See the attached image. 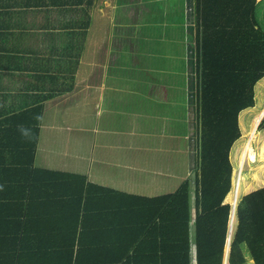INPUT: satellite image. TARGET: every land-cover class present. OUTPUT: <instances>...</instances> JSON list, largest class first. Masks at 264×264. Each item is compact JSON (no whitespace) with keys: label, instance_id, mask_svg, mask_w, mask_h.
<instances>
[{"label":"trees","instance_id":"obj_1","mask_svg":"<svg viewBox=\"0 0 264 264\" xmlns=\"http://www.w3.org/2000/svg\"><path fill=\"white\" fill-rule=\"evenodd\" d=\"M263 5L194 0L193 201L187 179L145 197L35 166L40 105L21 112L29 118L0 123V264H192L193 245L195 264H223L230 150L241 137L239 115L254 106L264 77ZM234 217L227 264H264V186L240 198Z\"/></svg>","mask_w":264,"mask_h":264},{"label":"crops","instance_id":"obj_2","mask_svg":"<svg viewBox=\"0 0 264 264\" xmlns=\"http://www.w3.org/2000/svg\"><path fill=\"white\" fill-rule=\"evenodd\" d=\"M193 6L194 0H0L1 125L7 126L8 121H14L16 118H29L30 115L22 116L21 112L37 105L42 107L34 164L43 129L45 128L44 146H47L49 138L54 136L53 132L65 135L59 130L61 128L56 127L59 115L68 117L70 114L66 111L75 110V113L71 114L72 121L86 116L91 118L90 113H86L90 105H93L95 119L98 121L104 119L103 127L97 122L92 128L94 134L112 135L115 138L118 134L122 135L125 131L117 130L115 124L113 125L115 119L112 114L118 112L117 115L121 113L130 120L131 129L126 128L128 129L126 135L128 133L139 137L135 142L130 143L131 147L135 146L143 151H169V149L173 151L175 145L170 144L167 149H161L152 140L154 136L164 138L163 141L175 140L176 132L173 130V124L178 123L175 111L176 98H179L178 104H184V110L188 111L187 123L191 131L196 116V97L169 96L173 85L165 86L163 83L171 79L165 82L162 80L167 90L163 96L147 94L135 96L132 93L127 95L125 87L129 83V76L123 75V72L131 73L137 69L136 67L130 69L128 65H124L120 57L121 54H127L130 49L132 56H135L134 53L139 50L137 43L140 40L153 39L143 37L144 22L149 21L151 25L149 27L156 39L179 40L181 42L179 47H183L177 54L166 51L165 54L159 55L185 57V68L189 71L193 53L195 56ZM144 61L150 63L152 60L144 59ZM143 66L144 64H140L142 72L145 70ZM156 70L160 71L151 68L148 72ZM162 71L172 74L176 71L174 63L167 65V70ZM161 103L168 105L166 111L159 113L158 104ZM131 104H135V107L131 113H127V107ZM141 106L144 108L139 109ZM146 110L150 118L153 117V121L154 118L160 121L154 124L153 132H151L153 126H149L153 121L141 119L140 123L137 122L141 117L140 112L144 111L145 114ZM45 117L48 118V122L44 125ZM78 128L82 130L81 127ZM69 138V136L65 137L61 143H70ZM123 141L124 139L121 140L119 137L113 142L114 144L109 145L120 149ZM46 150H43V168L52 169L53 158ZM193 150L196 152L195 147L193 149L190 144L188 149L190 161L186 170L180 167L178 171L176 168L181 163H177L174 159L171 162L164 161L158 164L157 159L151 157L153 162L141 167L116 163L117 167L121 168L120 178L119 180L109 178L107 182L109 185L94 182L88 174H82L89 182L98 185L153 197L171 193L168 191L160 193L166 188V183L170 182L169 186L172 185L175 189L186 180L188 173L196 167V153ZM58 151L60 152L59 149ZM55 164L60 167L59 163L55 162ZM63 166L66 168L61 171L77 174H81L76 171L83 168L79 163H68ZM122 167L129 169L130 175L142 177L138 182H134L137 191L128 189V182L125 179L127 171H122ZM154 175L163 176L164 179L156 182ZM115 185H119V188ZM191 200L193 201L192 196ZM191 258L192 264H195L194 245L191 248Z\"/></svg>","mask_w":264,"mask_h":264},{"label":"rangeland","instance_id":"obj_3","mask_svg":"<svg viewBox=\"0 0 264 264\" xmlns=\"http://www.w3.org/2000/svg\"><path fill=\"white\" fill-rule=\"evenodd\" d=\"M164 18L165 17L163 16V19ZM257 18L260 25H263L264 5L257 13ZM164 22H166V20ZM143 26H144L143 37L144 38L151 37L153 39L140 40L137 43L139 50L137 53H134L135 56H132V51L130 49L127 51V54H121L120 57L121 58L120 61L124 65H128L130 69L133 67H136L135 69H137V71L135 70L136 72L135 71L131 73L123 72V75L128 74L129 76V83L127 87H125V90H127L126 94L131 95L132 93L135 96L147 94V95L159 97V96H163L164 93L167 91L163 86V84L165 86L172 84L173 87L172 90H170L169 96L171 97L191 96L193 98L196 97L195 96L196 73H195L194 53L191 57L192 58L191 68L189 69V71H187L185 68V63H186V61L184 60L185 57H181L179 55H175V56L159 55V54H165L166 51L177 54V52L182 51L183 47L182 48L181 46L179 47V43L181 42L179 40L168 41L163 39H156L153 36L151 27H149L151 26L149 25V21H145ZM168 43L170 44L167 45ZM192 51H194V48ZM144 59H150L152 61L150 63H147L146 61H144ZM138 62H141L140 63L141 65L144 64L143 66L145 67L144 72L140 70L141 67ZM173 63L176 68V71H174L172 74L170 72L167 73V71H162V70H167V65H171ZM130 65H135V66H130ZM151 68L154 69L157 68L160 71L156 70V71L148 72L149 69ZM132 74L133 77H131ZM167 79L168 80L171 79L169 81L170 83L166 82L162 84V80H164L165 82ZM156 80H158V82ZM159 81L161 82L162 85L160 84ZM156 82L159 84L157 85ZM254 93H255L254 106L243 110L239 115V128L241 130V137L234 142L233 146L231 147L230 155H229L230 162L233 167V178H232L233 185L227 197V201H229L230 203H233V201H235V204L239 202L240 198L244 194L248 193L251 190L261 188L264 186V127L258 128L260 122L264 117V114L261 120L259 121L256 129L254 130L253 138L251 135V128L253 123L252 120H254L253 117L257 113H259L264 106V77L255 85ZM175 101H176L175 111L177 112L176 118L178 122L176 124H173L174 125L173 130L174 132H176L175 140L172 139L168 141H163L164 138H159L158 136H154L152 140V142L157 143V145H159V148L161 149H167L170 146V144L175 145L173 151L170 149L169 151H164V150L143 151L140 148H136L135 146L131 147L130 143L135 142V139H139V137L128 133L126 135L125 133L126 130L128 132V129L129 130L131 129V127L129 126L130 120L127 116L125 117V115L121 113L120 115H117L118 112H113L114 114H112L113 119H115V123L113 122V125L115 124L116 126L115 128H117V130H121L125 132H123L122 135L120 134L116 135V138L120 137V139L121 140L124 139V141L121 143L122 147H120V149L117 148L115 149L114 146L109 145V144H114L113 142L116 140L115 137L106 134H94L92 128L97 124V122L99 123L100 127H103L104 119L102 118L100 119V121L96 120L94 117L95 112L93 111V105H90V108L86 106V108L88 107V110L86 109V113H90L89 116H91V118H88L86 116L85 118H80L78 120L72 121L71 114L72 112L75 113V110L66 111L68 114H70L68 115V117L66 115L63 117L59 115V119L56 123V127L61 128L59 130L64 132L65 135H62V133L55 134L53 132L54 136L52 138H49V141H47V146H44V144L46 143L43 140L45 128L43 129V132L40 135L35 166L43 167V150L47 149L46 150L47 153H50L53 158V162L51 163L52 166L54 167L52 169L64 170L66 168L63 166L64 164L79 163V165L83 166V168L77 170L76 172L81 174L82 173L88 174L92 181L103 182L106 185H109L107 184L109 178L116 180H119L120 178L121 168L117 167L116 163H118L119 165L131 164L133 166L141 167L144 164L152 163L153 159H151V157L156 158L157 159L156 163L158 164L164 161L171 162L174 159V161H176L177 163H181L180 165H178V168H176L178 171H180L179 170L180 167L181 168L184 167L183 170H186V167L189 166V161H190L189 152H188V149L190 148V144L193 147V149L195 147L196 150L195 120L193 119V122L191 121L193 126H192V130L190 131V127L188 126L187 123L188 111L184 110V104H178L179 98L178 99L176 98ZM80 105L79 107H81ZM158 105L160 109L159 113H162L163 111L167 110L166 107L168 104L161 103ZM133 107H135V104H131L130 106H128L127 113H131ZM140 108L143 109L144 107L141 106L139 107V109ZM147 112L148 110L145 111V114L144 111L140 112L141 117L137 119L138 123H140L141 119H143V121L145 120H148L150 122L153 121V117L150 118ZM76 113L79 114L77 111ZM143 115L144 117L142 118ZM47 122H48V118L46 117L43 118L44 125L47 124ZM158 122H160L159 119L157 120V118H154L152 125L151 124L149 125V126H153L151 132L154 131V124H157ZM66 127H68V129H65ZM78 127H81L82 130H79ZM155 132L157 133L156 129ZM61 136L63 137L61 138ZM67 136L70 137L69 138L70 143L67 142L61 143V141L64 140V138ZM250 138H252L251 141L249 140ZM248 141L250 142L251 147L255 151V159L254 161H249V160L243 161V163H241L240 166L239 165L240 156L246 144L245 142ZM127 146H129V148ZM151 148L154 147L151 146ZM58 149L60 150V152L58 151ZM64 149H66V151ZM194 153L196 152L194 151ZM76 157H78L79 159H76ZM55 162L59 163L60 167H57ZM194 170L195 168L194 169L192 168L191 172L188 173V175L186 176V179H189L191 181L192 197H193L192 182L194 180ZM122 171L124 172L127 171V175L125 179L128 182L127 184L128 189L137 191L138 189L135 187L134 182H138L142 177L138 178L137 176L130 175L129 173L130 170L126 168H123ZM175 174L177 173L175 172ZM154 178H156L155 179L156 182L157 181L160 182L161 180L164 179L163 176H158V175H154ZM171 179L172 178H170V180ZM176 181L178 180L176 179ZM169 184L170 182L166 183L165 186L166 188H163L162 191H160V193H165L166 191L168 192L175 191L176 188L174 189L172 185H170L172 186L170 188ZM115 187L119 188V185H115ZM235 222L236 221L234 217L230 225L231 227L230 229L232 230V232L235 228Z\"/></svg>","mask_w":264,"mask_h":264},{"label":"bare ground","instance_id":"obj_4","mask_svg":"<svg viewBox=\"0 0 264 264\" xmlns=\"http://www.w3.org/2000/svg\"><path fill=\"white\" fill-rule=\"evenodd\" d=\"M264 114V106L263 108L261 109V111L254 117V120H253V123H252V128H251V135H252V138L254 136V129H255V126L258 125L259 121L261 120L262 116ZM252 138H250L249 140L251 141ZM245 146H244V149H243V152L240 156V161H239V165L241 166V163H243V161H246V160H249V161H252L254 160V151L250 145V142H245ZM239 168V167H238ZM238 188V187H237ZM238 190V189H236ZM238 192V191H237ZM234 216L232 217V220H233ZM231 220V221H232ZM231 228V227H230ZM231 233H232V230H231Z\"/></svg>","mask_w":264,"mask_h":264},{"label":"water","instance_id":"obj_5","mask_svg":"<svg viewBox=\"0 0 264 264\" xmlns=\"http://www.w3.org/2000/svg\"><path fill=\"white\" fill-rule=\"evenodd\" d=\"M256 127L257 126H255V129H256ZM231 205H232V208H231V216H230V221H229V225H228V241H227V245H226V253H225V258H224L223 264H227V254H228V251H229V241H230V237H231L230 225H231L232 217L234 216L235 201H233V203H231Z\"/></svg>","mask_w":264,"mask_h":264}]
</instances>
